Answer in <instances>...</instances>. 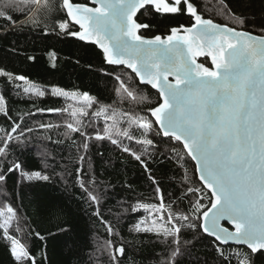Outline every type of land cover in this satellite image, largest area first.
Wrapping results in <instances>:
<instances>
[{
  "label": "snow or ice",
  "instance_id": "snow-or-ice-1",
  "mask_svg": "<svg viewBox=\"0 0 264 264\" xmlns=\"http://www.w3.org/2000/svg\"><path fill=\"white\" fill-rule=\"evenodd\" d=\"M216 17L224 22L196 0H0L5 35L71 42L65 62L96 88L49 86L0 67V241L12 264H50V241L61 243L63 264H125L129 252L154 255L152 264H264V0H219ZM25 51L0 49V64L39 63ZM59 60L48 52L50 67ZM48 97L61 106L41 107ZM109 146L138 164L145 191L98 177ZM165 163L174 169L156 175ZM50 190L83 206L86 241ZM26 200L62 218L55 232L35 229ZM154 245L164 250L146 251Z\"/></svg>",
  "mask_w": 264,
  "mask_h": 264
},
{
  "label": "trees",
  "instance_id": "trees-1",
  "mask_svg": "<svg viewBox=\"0 0 264 264\" xmlns=\"http://www.w3.org/2000/svg\"><path fill=\"white\" fill-rule=\"evenodd\" d=\"M198 9L203 12L206 18H217L218 22H224L223 20L216 17V10L219 7V0H196ZM225 3L229 5H234L236 0H225ZM182 22H186L183 21ZM10 27L6 20L0 19V49H7L10 46H17L21 50H26V55H35L39 58V63L35 65H29L22 62L20 58L15 56L10 57L4 64H0V67H6L9 71H14L17 73L30 74L31 78L39 83L47 84L51 86L52 84L59 85L65 88H72L74 85H80L82 89L87 90L89 88L93 89L95 94V81L94 77L81 68H77L74 64L70 62H65L68 54L74 51L75 46L71 42L58 41L55 37H50L47 40H40L34 38L33 36L20 37L19 43L17 44V37L14 35H5L6 29ZM251 27V26H249ZM54 50L58 57L60 58L59 63L56 68L49 66L47 61V55L49 51ZM90 59L93 61L95 67H99V57L92 55ZM202 62H205L210 66V59L205 61L201 58ZM3 85V80L0 79V86ZM144 91L149 96L150 101L154 105L158 97L155 90L148 86ZM103 99V97H101ZM9 103L14 108L26 109L28 107L27 103L18 102L9 97ZM41 107H55L61 106L62 102L60 100H55L50 97L39 101ZM56 119L55 117H45V119ZM6 120L0 116V125H6ZM58 149H54V153L58 152ZM111 158V162L102 163L101 161H96V171L100 179L110 180L114 184H119L124 179L131 181L139 191H145L147 189V180L143 177L142 169L131 160L126 154H121L115 149L109 146L108 152L106 153L105 159ZM121 161L123 163H121ZM29 166L36 168L39 167V161L35 158L29 160ZM191 172V165H188ZM174 165L165 163L161 168L157 166L156 175L165 170H173ZM59 170V169H57ZM103 172V175H101ZM171 175L172 172L169 171ZM74 180L73 177L69 178V183ZM57 186L60 187L59 181H57ZM165 188L168 189L167 184ZM78 191V190H77ZM50 197L52 202L63 204L66 209L70 208L72 211V219L75 222V229L79 237L86 241L90 236V229L92 228V223L89 219L80 212V208L83 207L79 205L75 199H69L65 194L58 190H50ZM24 213L28 215L32 221L33 226L36 230L44 231L51 230L56 231V227L60 224L62 218L50 215L47 210H37L35 205L29 206L28 201H24ZM113 211H118V209H113ZM106 218H109L106 216ZM123 233L127 236V225H124ZM101 236H104L103 231H101ZM34 251H39L40 242L33 240ZM204 247H201L200 254L207 255L211 252V249H206L207 241L203 242ZM164 248L162 245H154L153 247L147 249L149 253L161 252ZM48 255L50 258V264H63L66 259L64 249L58 241H50L48 245ZM131 257L130 260H126L125 264H152V260L158 259L154 255L149 259L144 256L143 253L133 255L132 252L128 253ZM0 264H12L10 257L7 253L6 246L2 241H0ZM89 264H95V261H90Z\"/></svg>",
  "mask_w": 264,
  "mask_h": 264
},
{
  "label": "water",
  "instance_id": "water-1",
  "mask_svg": "<svg viewBox=\"0 0 264 264\" xmlns=\"http://www.w3.org/2000/svg\"><path fill=\"white\" fill-rule=\"evenodd\" d=\"M201 58H203V57H201ZM201 58H199L200 62H202V61H201ZM206 66H208V65L206 64ZM223 223H225L226 226H227V223H226V222H223Z\"/></svg>",
  "mask_w": 264,
  "mask_h": 264
}]
</instances>
